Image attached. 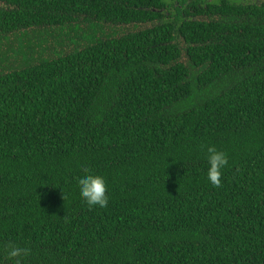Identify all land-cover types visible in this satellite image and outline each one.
I'll return each mask as SVG.
<instances>
[{"label":"trees","instance_id":"trees-1","mask_svg":"<svg viewBox=\"0 0 264 264\" xmlns=\"http://www.w3.org/2000/svg\"><path fill=\"white\" fill-rule=\"evenodd\" d=\"M0 264H264V0H0Z\"/></svg>","mask_w":264,"mask_h":264},{"label":"clouds","instance_id":"clouds-1","mask_svg":"<svg viewBox=\"0 0 264 264\" xmlns=\"http://www.w3.org/2000/svg\"><path fill=\"white\" fill-rule=\"evenodd\" d=\"M205 160L207 164V180L214 187H220L223 170L228 165L227 154L215 146L209 145L206 149ZM75 180L79 195L89 208H106L108 206V184L105 176L95 174L85 166V171L78 175ZM7 254L10 258H19L27 256L29 250L27 248L10 245Z\"/></svg>","mask_w":264,"mask_h":264}]
</instances>
